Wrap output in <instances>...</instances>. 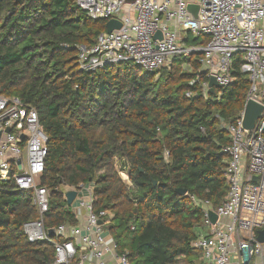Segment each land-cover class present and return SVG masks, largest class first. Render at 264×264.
<instances>
[{"label": "trees", "instance_id": "trees-1", "mask_svg": "<svg viewBox=\"0 0 264 264\" xmlns=\"http://www.w3.org/2000/svg\"><path fill=\"white\" fill-rule=\"evenodd\" d=\"M105 32L106 21L89 19L76 0H0V95L36 109L48 138L45 227L75 225L62 188L89 185L94 211L113 216L108 232L131 264H203L193 243L204 214L191 196L218 207L228 195L226 127L250 88L241 55L234 83L204 95L209 79L197 53L162 73L132 62L81 70L79 48ZM208 42L189 35L190 44ZM1 187L0 264H53L54 246L29 242L23 230L40 218L33 193Z\"/></svg>", "mask_w": 264, "mask_h": 264}, {"label": "built area", "instance_id": "built-area-1", "mask_svg": "<svg viewBox=\"0 0 264 264\" xmlns=\"http://www.w3.org/2000/svg\"><path fill=\"white\" fill-rule=\"evenodd\" d=\"M76 4L91 20L121 23L120 29L102 33L92 47L79 48L81 70L95 72L132 62L153 73L170 67L177 58L197 53L206 77L215 76L220 88H226L234 83L231 69L240 54L250 83L245 105L254 101L264 106V0H76ZM190 4L198 6V19L189 12ZM158 32L162 39L155 38ZM190 34L207 36L209 42L190 44ZM208 82L203 84L204 95L210 91ZM243 112L235 124L226 127L231 144L223 148L228 156L225 201L214 207L208 200L191 196L204 214L205 230L193 244L203 264H264V242L259 241L264 231V114L249 135L242 126ZM47 143L36 109L18 98L0 95V189L9 184L14 191L33 193L40 218L23 226L29 242H50L55 248L53 264H105L107 254H117L116 243L107 240L104 232L111 215L94 211L92 190L87 189L90 197L79 195L85 185L72 188L87 210L86 234L63 224L51 238L45 227L50 194L41 178ZM211 212L217 215L216 223L210 220ZM56 236L62 240L53 239ZM116 256L121 264H131L126 255Z\"/></svg>", "mask_w": 264, "mask_h": 264}, {"label": "water", "instance_id": "water-1", "mask_svg": "<svg viewBox=\"0 0 264 264\" xmlns=\"http://www.w3.org/2000/svg\"><path fill=\"white\" fill-rule=\"evenodd\" d=\"M135 0H127L128 3L134 2ZM189 12L192 14L194 19H198V6L190 4L188 6ZM121 28V23L117 20H111L106 24V31L108 33H112L115 30ZM156 39H162V34L160 32L157 33ZM210 92L214 91V88H220L217 79L215 76H212L208 82ZM264 114V106L254 102L248 101L245 105L244 112H243V119H242V126L244 130L250 135L252 131L256 127L257 121L262 117ZM9 131V130H8ZM181 195H185L187 192L185 190H179ZM78 192L76 190L69 191L66 193L67 203L69 206H72L75 199L77 198ZM210 220L212 223H216L217 215L213 212L210 213ZM101 223V222H100ZM50 236H54V230L49 231ZM260 242H264V231L261 232L259 237Z\"/></svg>", "mask_w": 264, "mask_h": 264}, {"label": "crops", "instance_id": "crops-1", "mask_svg": "<svg viewBox=\"0 0 264 264\" xmlns=\"http://www.w3.org/2000/svg\"><path fill=\"white\" fill-rule=\"evenodd\" d=\"M87 189L93 191V186L87 185L86 186V190H81L79 195L84 196L86 198L90 197V193H89V191ZM62 190L64 192V199L67 201L66 193L69 192V191H74V189L72 187L65 186V187L62 188ZM79 195L77 196V198L75 199V201H74V203L72 204L71 207H73V212L75 213V215L77 217V223L74 226L79 228V229H81V231H82L81 233L83 235H85L86 234L85 227H86V223H87V210L84 207L81 206V200H80V196ZM112 217L113 216L111 215L109 217V220H107L106 223L104 224V232L106 234L107 240H109L110 242L114 241L113 237L108 232V226L110 224V220H111ZM52 230H54V229H52ZM204 230H202V231H204ZM52 237H54V236H51V238ZM53 239L62 240V238H57V236L55 238H53ZM116 255H118V253L117 254H115V253L107 254L106 257H105V260H104L105 264H121ZM202 262H203V259H202ZM73 264H75V262Z\"/></svg>", "mask_w": 264, "mask_h": 264}, {"label": "rangeland", "instance_id": "rangeland-1", "mask_svg": "<svg viewBox=\"0 0 264 264\" xmlns=\"http://www.w3.org/2000/svg\"><path fill=\"white\" fill-rule=\"evenodd\" d=\"M188 57L189 56L182 57V58H188ZM166 68H170V67H165V68L161 69L162 70L161 73L164 72ZM183 71L186 72V73H192L191 67L189 65H186V64L183 65ZM121 176H122L123 180L130 186L131 184H130V181H129V176H128L127 171H122L121 172ZM181 264H185V263L181 262Z\"/></svg>", "mask_w": 264, "mask_h": 264}]
</instances>
